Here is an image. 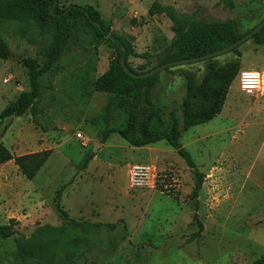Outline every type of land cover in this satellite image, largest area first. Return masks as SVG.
Listing matches in <instances>:
<instances>
[{"label": "rangeland", "instance_id": "374dc122", "mask_svg": "<svg viewBox=\"0 0 264 264\" xmlns=\"http://www.w3.org/2000/svg\"><path fill=\"white\" fill-rule=\"evenodd\" d=\"M155 3L171 13L151 15ZM60 6L96 9L112 33L134 52L128 62L138 73L153 70L170 52L175 21L231 22L244 34L264 19V0H60ZM2 36L12 56L0 59V114L30 90L23 62L36 59L43 65L40 50L45 42L38 32L28 29L23 34L17 25H5ZM92 41L88 37L85 46L81 36L74 37L61 60L62 70L41 80L35 110L4 123L7 130L0 133V140L13 160L0 167V225L14 221L17 232L0 240V264H24L16 255L17 238H30L40 226H63L66 221L58 206L76 221L117 226L114 231L101 230L98 241L83 248L72 264L260 261L264 257V94L242 92L237 78L221 114L183 134V146L205 176L195 222L193 175L165 141L155 148L153 164L145 163L147 152H135L118 135L103 144L102 116L109 96L97 93L94 84L109 70L117 51ZM240 52L241 71L251 65L264 71V46L256 47L249 40ZM234 58L225 54L216 61L223 65ZM183 71L197 72L201 79L205 65L162 73L155 93L167 113L177 110L185 95ZM111 120L120 125L124 116L113 111ZM96 144L100 148L94 153ZM44 151L52 155L29 181L15 159ZM92 154L93 161L83 169L85 157ZM135 165L156 169V189H131L129 174ZM59 192L61 201L56 199Z\"/></svg>", "mask_w": 264, "mask_h": 264}, {"label": "trees", "instance_id": "16d2710c", "mask_svg": "<svg viewBox=\"0 0 264 264\" xmlns=\"http://www.w3.org/2000/svg\"><path fill=\"white\" fill-rule=\"evenodd\" d=\"M170 14V10L155 3L151 15ZM173 17V16H172ZM264 19L260 22L262 23ZM259 23V24H260ZM258 24V25H259ZM5 25H17L20 32L27 30L38 32L45 42L40 50L43 65L36 59L23 62L27 69L29 91L22 92L16 102L10 104L0 114V133L7 119L22 118L35 110L41 98V80L49 74L60 72V65L65 53L70 51L74 37L81 36L85 46L87 38L92 43L115 49L117 57L109 70L94 84L95 91L109 96L102 120V142L105 144L113 135H118L133 148H147L165 141L178 156L184 160L194 178L191 199L194 201V220L198 221V197L203 188L205 176L200 172L190 152L183 146V134L192 128L210 123L218 117L226 104L229 90L241 73L242 53L239 46L228 54H234V60L220 65L217 58L203 62L173 67L164 72L170 74L173 69L182 70L184 66L205 65V73L198 78L197 72H185V95L177 110L167 113V107L161 105L155 90L162 83V73L146 79L129 77L121 66L125 59L127 67L135 74L128 62L134 54L132 49L115 36L110 25L100 13L90 6L61 7L60 0H0V59L9 60L12 56L9 44L2 36ZM250 31L241 34L231 22H203L192 20L187 25L175 21L174 39L170 52L157 66L175 61L196 59L219 52L241 40ZM250 41L257 46H264V28ZM145 59L150 56L143 55ZM156 67V68H157ZM155 69V68H154ZM150 72V71H148ZM119 111L124 120L120 125L113 124L111 114ZM52 155L44 151L15 159L22 175L32 181L43 169ZM94 155L84 159L83 169L93 161ZM13 160L11 151L0 140V167ZM60 200V192L57 195ZM65 224L61 227L40 226L30 238H17V258L24 264H72L83 248H90L98 241L101 230H116V225L91 224L71 219L67 212L58 206ZM71 225V226H69ZM16 223L0 225V240H7L16 234ZM84 254V253H82ZM254 264H264V257Z\"/></svg>", "mask_w": 264, "mask_h": 264}, {"label": "built area", "instance_id": "2783aa9c", "mask_svg": "<svg viewBox=\"0 0 264 264\" xmlns=\"http://www.w3.org/2000/svg\"><path fill=\"white\" fill-rule=\"evenodd\" d=\"M240 90L247 94H264V73L249 69L241 71L239 75ZM77 138L86 145V139L82 134ZM130 187L133 190L156 189L158 174L154 167L149 165H135L130 170Z\"/></svg>", "mask_w": 264, "mask_h": 264}, {"label": "water", "instance_id": "95a60500", "mask_svg": "<svg viewBox=\"0 0 264 264\" xmlns=\"http://www.w3.org/2000/svg\"><path fill=\"white\" fill-rule=\"evenodd\" d=\"M264 28V21L262 23H260L254 30H252L249 34H247L245 37H243L241 40L237 41L236 43H234L233 45H231L230 47H227L226 49H223L219 52L204 56V57H199L196 59H189V60H182V61H175V62H171V63H166L164 65H161L153 70H151L150 72L144 73V74H135L133 73L131 70H129V68L127 67L126 64V60L122 59L121 60V66L123 68V70L125 71V73L133 78V79H146V78H150L153 77L157 74H160L162 72H164L167 69L173 68V67H178V66H183V65H188V64H194V63H199V62H203L205 60H210L225 54H228L230 52H232L233 50L237 49L239 46H241L242 44H244L245 42L251 40L256 34H258L262 29ZM250 69H254V68H250ZM98 148H100V145H95L94 146V153H96L98 151Z\"/></svg>", "mask_w": 264, "mask_h": 264}, {"label": "crops", "instance_id": "0c3cea01", "mask_svg": "<svg viewBox=\"0 0 264 264\" xmlns=\"http://www.w3.org/2000/svg\"><path fill=\"white\" fill-rule=\"evenodd\" d=\"M250 68H254L255 69V66L251 65ZM260 72L264 73V71H262V70H260ZM112 137H116V135H113ZM159 144H157L155 146H152V147H147V148H136L135 152H144V151L147 152L148 153V158L145 160V163L146 164H150V163L153 164L156 161V158H157V156L155 155V148L157 146H159ZM131 159H135V158H131Z\"/></svg>", "mask_w": 264, "mask_h": 264}]
</instances>
